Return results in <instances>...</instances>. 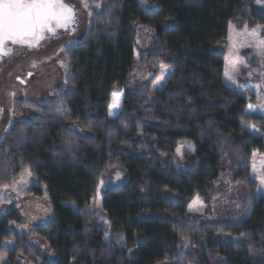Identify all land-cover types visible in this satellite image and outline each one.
Listing matches in <instances>:
<instances>
[{"label": "trees", "instance_id": "trees-1", "mask_svg": "<svg viewBox=\"0 0 264 264\" xmlns=\"http://www.w3.org/2000/svg\"><path fill=\"white\" fill-rule=\"evenodd\" d=\"M141 1L103 0L65 53L68 76L56 99L16 105L20 118L0 143V190L32 176L28 194L53 208L51 222L34 230L53 260L10 228L22 223L13 208L0 219L5 264H264V195L257 198L251 178L252 154L264 153V116L246 113L252 94L223 82L218 49L231 23L264 27V12L247 0H147L152 9ZM138 25L155 36L140 65ZM160 66L171 74L153 90ZM144 69L154 79L128 88ZM113 93L120 107L109 116ZM181 146L192 149L182 159ZM116 169L125 181L103 192L106 227L86 208ZM226 176L245 214L198 225L189 205L216 201Z\"/></svg>", "mask_w": 264, "mask_h": 264}, {"label": "rangeland", "instance_id": "rangeland-1", "mask_svg": "<svg viewBox=\"0 0 264 264\" xmlns=\"http://www.w3.org/2000/svg\"><path fill=\"white\" fill-rule=\"evenodd\" d=\"M247 1L252 7L264 12V0ZM64 2L74 10L75 24L68 29H58L55 35L47 33L33 47H28L29 49L15 50L0 68V143L20 118L15 114L18 103L56 99L68 76L67 65L64 62L65 53L86 35L93 15L99 12L103 5V0H64ZM141 2L145 8L152 9V5H149L147 0ZM254 30L255 37L249 35ZM136 31L135 59L140 65L141 52L153 47L155 36L151 29L144 26H136ZM258 41H264L263 26L252 22H246L244 25L231 23L227 39L218 49L225 56L223 82L246 98L251 99L250 94H252L254 101L248 105L246 113L264 116V54L257 46ZM158 70L159 76L155 78L151 87L153 90L164 88L171 74L170 69L162 66L158 67ZM226 72L236 81L235 85L227 78ZM162 76L164 79H161ZM153 79L154 73L150 70H136L129 76L127 87L141 90ZM250 129L254 134H259L257 129L251 127ZM179 149L180 152L176 150V155L180 159L184 157L186 151L192 150L189 146H181ZM263 175L264 153H253L251 178L258 186L257 198L264 195V184L260 182ZM105 179L99 181L96 196L86 210L92 213L93 220L97 223L109 227V222L102 211L103 192L107 186H120L125 181V174L116 169ZM33 183L35 182L32 176L24 172L10 188L0 190V219L14 208L20 215L22 223L11 224L10 228L18 234L26 235L32 244L53 260L47 244L34 235L36 228L51 222L53 208L47 197L34 198L28 194V189ZM219 189L222 195L209 206L199 198L191 202L193 206L188 208V215L198 225L208 221L235 222L245 214L246 207L238 196L233 194L235 186L227 176L221 180ZM194 201L196 203H193ZM189 246L190 244L186 242L184 249H188ZM5 263L6 261L1 258L0 264Z\"/></svg>", "mask_w": 264, "mask_h": 264}, {"label": "snow or ice", "instance_id": "snow-or-ice-1", "mask_svg": "<svg viewBox=\"0 0 264 264\" xmlns=\"http://www.w3.org/2000/svg\"><path fill=\"white\" fill-rule=\"evenodd\" d=\"M75 22L74 10L64 0H0V55L6 54L4 51L6 42L12 44L27 42L31 47L33 45L30 42H39L44 38L45 32L55 35L58 29H68ZM249 35L255 37V30ZM257 46L264 54V41H258ZM225 75L233 85L236 84L232 76L227 72ZM161 79H164V76ZM108 107L109 116H114V110L120 107V98L116 93L112 94V102ZM249 110H252L251 106ZM177 152H180L179 148ZM260 182L264 184V177ZM97 194L99 195V190ZM192 206L189 205L190 208ZM105 239H109L107 232ZM122 240L121 236L120 241Z\"/></svg>", "mask_w": 264, "mask_h": 264}, {"label": "flooded vegetation", "instance_id": "flooded-vegetation-1", "mask_svg": "<svg viewBox=\"0 0 264 264\" xmlns=\"http://www.w3.org/2000/svg\"><path fill=\"white\" fill-rule=\"evenodd\" d=\"M74 25V24H73ZM47 34V32L44 33V36ZM32 45H34L36 42L35 41H31L30 42ZM31 48L33 46H29V43H24V44H12L11 42H6L5 47H4V51L6 54H4L3 56H0V68L4 65L5 60H7L10 56H12V53L15 50L21 49V48ZM28 48V49H29Z\"/></svg>", "mask_w": 264, "mask_h": 264}, {"label": "water", "instance_id": "water-1", "mask_svg": "<svg viewBox=\"0 0 264 264\" xmlns=\"http://www.w3.org/2000/svg\"><path fill=\"white\" fill-rule=\"evenodd\" d=\"M0 56H3V55H0Z\"/></svg>", "mask_w": 264, "mask_h": 264}]
</instances>
